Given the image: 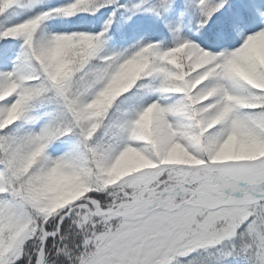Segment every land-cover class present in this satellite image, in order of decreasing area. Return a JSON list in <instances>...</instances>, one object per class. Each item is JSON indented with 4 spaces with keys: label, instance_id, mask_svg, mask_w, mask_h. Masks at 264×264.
Masks as SVG:
<instances>
[{
    "label": "snow or ice",
    "instance_id": "1",
    "mask_svg": "<svg viewBox=\"0 0 264 264\" xmlns=\"http://www.w3.org/2000/svg\"><path fill=\"white\" fill-rule=\"evenodd\" d=\"M0 264H264V0H0Z\"/></svg>",
    "mask_w": 264,
    "mask_h": 264
}]
</instances>
